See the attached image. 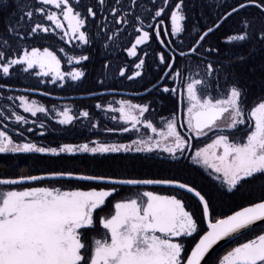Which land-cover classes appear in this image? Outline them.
I'll return each instance as SVG.
<instances>
[{"label":"snow or ice","instance_id":"snow-or-ice-1","mask_svg":"<svg viewBox=\"0 0 264 264\" xmlns=\"http://www.w3.org/2000/svg\"><path fill=\"white\" fill-rule=\"evenodd\" d=\"M205 2L214 5L210 24L192 23L188 10L196 5L186 0H0V9H13L0 29V99L10 102L0 104V154L152 153L163 162L203 169L221 195L259 189L257 196L248 193L247 206L220 214L214 193L177 175L125 178L50 170L0 178V264H208L219 241L264 222V59L248 69L260 73L262 87L253 93L236 69L248 57L221 62L210 42L233 26L225 43L251 42L250 54L257 45L264 49V0ZM94 47L104 54L101 86L110 76L109 57L121 53L131 67H118L120 78L137 83L154 74L135 91L139 102L122 96L94 105L118 125L106 133L137 138L56 147L28 141L25 132L47 128L38 114L65 127L87 122L89 130H99L100 122H93L87 108L48 109L30 98L33 90L20 91L6 81L35 76L62 89L85 78ZM164 96L176 102L168 114L157 109ZM65 182L75 187L56 186ZM124 186L137 191L126 195ZM140 186L171 191L160 195ZM188 238L194 247L187 246ZM218 264H264V234L232 248Z\"/></svg>","mask_w":264,"mask_h":264},{"label":"flooded vegetation","instance_id":"flooded-vegetation-1","mask_svg":"<svg viewBox=\"0 0 264 264\" xmlns=\"http://www.w3.org/2000/svg\"><path fill=\"white\" fill-rule=\"evenodd\" d=\"M9 2L11 3L12 0H9ZM193 2L195 3L196 6L194 8L190 7L188 10V15L191 19V22L198 23V24H204V23L210 24L212 19L214 18V13L212 15L209 13L213 12L212 7H214V5L209 6L205 2V0H186V3L189 5H191ZM221 3H223V0H221ZM202 5H203V11L205 7L206 9H208L207 13H205L204 11L203 16H201ZM12 10L13 9L10 8L8 12H5L2 9H0V29L4 27V18L7 15H9ZM232 27L233 26H227L221 29L220 31L216 32L211 37L210 42L219 49V56L217 57V59L221 62L234 59L236 56L243 54V52H241L242 54L237 53L239 49H243L246 54V57H248V65H250V68L255 65L258 66L261 60L264 59V49H259V46L257 45L258 50L256 52H251L250 54V50L253 47V44L251 42L243 44V45L238 44L236 42H233L232 44H228L224 42L227 39V37L230 35ZM172 39H175V38H172ZM53 43L55 42L53 41ZM186 44H187V41H185V45ZM55 46L56 48H59L61 45L56 44ZM156 47H158V45L156 43H153L152 48H156ZM90 54L92 56V59L90 62H86V65L84 68L86 72L85 78H83L79 82H71L70 84L66 85L62 89L56 85H53L50 82L47 84L40 83L35 76H27V75L13 76L11 79L7 80L6 83L10 84L12 87L16 89H19L20 91H23L26 88L33 90L30 93H28V95H30V98L35 99L39 104L47 107L48 109H51L54 105L57 108H62L66 106V107H69L75 110H79L81 108H87L93 114L94 112H97V110L94 108V105L97 102L107 105L109 102L120 100L122 96L125 98L132 99L136 102H139V98L134 95L135 91L139 90L142 84L147 83V80L152 79L154 74L149 75L148 77H146L145 80L139 81L137 83L127 81V80L120 78L117 75L118 67H121V66L131 67V64L126 59V53H121L118 56L109 57V59L111 60V67L108 68L106 71L110 73V76L107 79H105L104 85L101 86L97 84V80L103 78V72L105 71L102 68L103 63H105L104 54L99 50L98 47L92 48L90 50ZM62 64L64 65L65 68L67 67V64L64 61H62ZM255 79H256V76H255ZM257 79L261 80L260 75ZM0 82H5V81H0ZM241 84L249 88V90L253 93L258 91L262 87V84L260 83L257 84L256 80H254L253 82L252 79H251L250 84H248L247 82L245 84L241 82ZM43 92H47L49 93V95H41L40 93H43ZM101 93H105V95L101 96ZM9 94H12V93H9ZM1 100L2 99H0V101ZM168 103H169L168 101L163 100V104H159L157 106L158 111H162L164 114H166L167 111L170 112L172 110V107L168 108L167 107ZM100 113H101L100 115L93 114V117H94L93 122L95 121L100 122L101 124L100 127L104 128L102 135L93 134L90 131L85 135L86 137H83V135H76L74 137H71L69 142H65L64 140L67 138V135H68L67 133H70V132L63 131V132H66V135L65 137H61L62 132H57V129L59 128L60 129H64V128L75 129L76 127L75 125L67 126V127L59 126L56 123L54 118L45 119L43 114H40V115L38 114L39 118L41 120H44V122L47 124V128L44 129V131H42L45 133L44 135H42L43 139H48V137L49 138L52 137L51 138L52 142H50V139H48L46 143L43 142L42 146L56 147L57 145L63 144V143H77L78 144V143L86 142L88 139H98V140L107 141V142L127 143L129 142L130 139L137 138L134 133H124L122 136L119 134L106 133L105 132L106 128L118 127V125L109 119L110 114H106L103 112H100ZM178 118H179V114H178ZM85 124H87V122H85ZM79 125L80 127H83L81 124ZM180 131L183 132L184 129H180ZM25 137L27 138V133H25ZM20 138L23 140L22 137ZM198 146H202V145H198ZM22 154L24 153H15V154L3 153V154H0V156H18ZM101 155L106 157L107 159H109L108 158L109 156H116V159L117 157L135 156V157H141L143 159L151 161L152 162L151 165L139 168L143 171H154L156 169L155 162H163L160 160V158L157 155L152 154V153H127V154L119 153V154H101ZM187 155L189 154L186 153V156ZM164 163L173 165L169 162H164ZM175 166H180L181 168H183V171H185L186 168H191V167H188L186 163L175 165ZM129 169H132V168H128L126 170H129ZM192 169L193 168H191V170ZM117 170H118L117 174L121 173L120 167ZM192 171L198 173V177L188 176L184 172H182L180 177L183 179L194 180L198 184H203L206 186V189L208 191L214 193L215 203L221 204L225 207V208L223 207V209H220V210L216 208L218 213L220 214L228 213L232 209V206L236 203L247 204V200L249 199L248 193L252 192L251 189H246L244 191H241L240 193H236L235 195H228V196L221 195L217 191V188L214 187L212 183H210L209 180L205 178L206 173H204L203 169H200V170L193 169ZM15 177H5V178H15ZM56 186L62 187L63 190H68L69 188L75 187L74 184H69L66 182L62 184H57ZM0 188H3V186H0ZM81 189L88 190L86 186H82ZM3 190H6V188H4ZM138 190L139 191L153 190L157 192V194H160V195L169 194V192L171 191L166 186H140ZM136 191H137L136 188L129 189L128 186H124V192L126 195L134 194ZM253 193H259V189L257 188V190L255 192H252V194ZM190 204H191V207L194 209L196 206L195 203L190 201ZM204 227L206 228V225ZM195 236L196 234H194V237ZM196 240L197 239H195V241ZM193 245H194L193 238H188L187 246L193 247Z\"/></svg>","mask_w":264,"mask_h":264},{"label":"trees","instance_id":"trees-1","mask_svg":"<svg viewBox=\"0 0 264 264\" xmlns=\"http://www.w3.org/2000/svg\"><path fill=\"white\" fill-rule=\"evenodd\" d=\"M203 7V5H202ZM208 9L204 8L205 13H207ZM209 14H213L210 12ZM243 52V54L241 53ZM238 54H242L246 56L243 49H239L237 51ZM256 66V65H255ZM250 65H237V74L240 77L242 83H251V79L254 82L256 80L257 84H261V80L257 79L260 75L259 71L256 73L251 74L248 69ZM256 76V79H255ZM163 100L168 101L167 107H174L176 102L174 99L164 96L162 97ZM1 104L10 103L4 100L0 101ZM18 111L23 114L22 109H18ZM169 111L166 112V114ZM95 115H100V112H94ZM29 117V120L36 119L30 116V114H24ZM40 115V114H39ZM101 125V124H100ZM75 129L71 128H64V129H57V132H62L61 137H65L66 132L67 138L64 140L65 142H69L71 137L76 135H85L88 132H92L93 134L102 135L104 128L100 127L99 130L93 129L89 130L87 124L80 125L77 123L75 124ZM27 127V126H25ZM83 128V129H81ZM44 131V129H40L38 126L35 127V130L32 133H27V140L33 143H36L38 146H42L43 142L46 143L48 139H43L40 133ZM66 131V132H63ZM52 135V134H51ZM18 142H23L20 137H15ZM46 147V146H45ZM109 159L102 156L101 154H97L93 156L89 153H76L74 155L71 154H61L59 157L52 156L51 154H41V153H24L18 156H0V178L5 177H15L20 174H41L46 171L50 170H72L78 173L84 174H106V175H115L119 177H161V176H170V175H177L181 176L182 172L186 173L188 176L191 177H198V173L191 170V168H186L183 171V168L180 166L170 165L164 162H155L156 169L154 171H143L139 168L146 167L152 164L151 161L143 159L141 157L135 156H125V157H117L116 156H109ZM120 167L121 173L117 174V169ZM128 168H132L126 170ZM135 169V170H134ZM139 169V170H138ZM126 171V172H125ZM149 172V173H148ZM146 173V174H145ZM145 174V175H144ZM181 178V177H180ZM183 179V178H182ZM253 196L259 195V193H253ZM246 196V195H245ZM250 198V197H248ZM247 204L243 203H236L232 206V209H238L239 206ZM223 205L216 204V208L218 210L223 209ZM225 208V207H224ZM226 214H230V211ZM205 226V223L203 227ZM205 228V227H204ZM201 234V233H200ZM258 234H264V225L257 227L256 229L251 230L250 232L242 235L241 237L225 244L219 250H217L214 255L208 261V264H217L218 260L221 259L224 255L227 254L232 248L239 246L240 243H246L249 239H254ZM195 239H198V235L195 236Z\"/></svg>","mask_w":264,"mask_h":264},{"label":"water","instance_id":"water-1","mask_svg":"<svg viewBox=\"0 0 264 264\" xmlns=\"http://www.w3.org/2000/svg\"><path fill=\"white\" fill-rule=\"evenodd\" d=\"M166 187H167V186H166ZM81 190H82V189H81ZM246 206H247V205H246ZM205 225H206V227H207L206 222H205ZM262 225H264V222H257V224L254 225V226H252V228H251L250 230H244V231L242 232V234H238V235H236L235 237H228V238H225V239L222 240V241H219L216 245H214L213 249L210 250V255H209L208 257H206V261L208 262V261L210 260V258L214 255V253H215L217 250H219L222 246H224L225 244H227V243H229V242H231V241H233V240H235V239L241 237L242 235H244V234L250 232L251 230L256 229L257 227L262 226ZM201 235H202V234H201ZM196 242H198V239H197ZM193 247H194V245H193ZM202 264H204V262H202ZM217 264H218V263H217Z\"/></svg>","mask_w":264,"mask_h":264}]
</instances>
